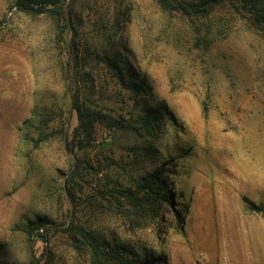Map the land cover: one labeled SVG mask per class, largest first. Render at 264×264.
<instances>
[{"label":"rangeland","instance_id":"obj_1","mask_svg":"<svg viewBox=\"0 0 264 264\" xmlns=\"http://www.w3.org/2000/svg\"><path fill=\"white\" fill-rule=\"evenodd\" d=\"M51 1L63 17L0 0V263L89 264L73 223L154 264H264V211L242 200L264 205V32L227 3ZM73 93L96 114L81 147ZM159 103V134L138 135Z\"/></svg>","mask_w":264,"mask_h":264},{"label":"trees","instance_id":"obj_2","mask_svg":"<svg viewBox=\"0 0 264 264\" xmlns=\"http://www.w3.org/2000/svg\"><path fill=\"white\" fill-rule=\"evenodd\" d=\"M157 5L164 11L178 12L188 17H204L208 15L214 8L224 3L229 4L236 13L243 16L249 24L257 30L264 32V0H155ZM54 4V6H49ZM17 10L27 14H42L53 13L58 17H63V11L51 0H15ZM74 49V50H73ZM73 58H76V49L73 46ZM122 81H127L122 73H118ZM128 82L132 83L133 80L129 79ZM135 84V83H134ZM138 91H147L143 85H136ZM132 88V87H131ZM71 103L77 112L78 124L75 128V137L78 146H86L93 141L94 123L96 117L94 113L83 107L80 103L79 97L76 93L71 96ZM164 104L159 103L143 110L137 115L133 124L130 125L131 129L138 135L144 136L148 139H155L160 131L161 122L164 116ZM52 133H46L38 138L35 144L47 139ZM141 186L148 187L151 192L155 191L156 186L162 187L165 180L163 178V169H154L146 176L141 178ZM162 198L169 196L164 188ZM123 196L128 198L134 196L130 187L122 191ZM70 199H73V194L68 193ZM244 205L247 210L254 212H263L264 205L256 204L250 201L246 196L242 197ZM139 205V204H138ZM44 221L39 220L29 225V236L32 228H38L44 225ZM64 231L69 232L72 238L83 244L89 252V264H154L148 259H144L134 255L124 245L120 243L109 244L101 237L95 234L90 229L84 226L70 223ZM2 264V263H0ZM6 264V263H3Z\"/></svg>","mask_w":264,"mask_h":264}]
</instances>
